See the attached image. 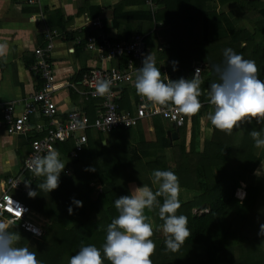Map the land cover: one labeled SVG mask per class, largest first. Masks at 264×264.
I'll return each mask as SVG.
<instances>
[{
  "label": "crops",
  "instance_id": "obj_1",
  "mask_svg": "<svg viewBox=\"0 0 264 264\" xmlns=\"http://www.w3.org/2000/svg\"><path fill=\"white\" fill-rule=\"evenodd\" d=\"M148 2L149 0H0V43L8 45L6 55L0 57V197L11 194L20 198L25 204L31 205L27 199L28 192L33 191L41 179L26 169V159L32 153L33 143L36 140H42L45 132L38 131L35 125L39 123L46 128L50 120L41 117L43 114L37 117L31 116V127L28 131L17 135L9 134L3 108L13 104L18 116L26 110L27 105L30 104L28 102L41 92L44 81L41 76L33 72L34 66L38 64L35 51L41 48L46 49L50 39H52L53 48L47 53L48 60L53 67L56 81L60 85L79 82L82 74L91 69L115 68L122 71L131 64L138 67L139 62L134 57L116 53L114 57L108 59L101 55L100 49L104 47L105 42L117 44L123 41H135L139 37L144 41L146 55H153L156 67L162 73V79L176 81L180 78L191 79L190 74L194 73V68L188 72L182 61L186 58L191 59L195 55H183L181 51L175 53L176 50L186 49V45H181L176 40L182 35L177 37L174 32H182L187 27H195L194 25L198 26L197 32L202 31L199 27L201 7L204 10L207 7L206 11H211L215 7L217 14L225 15L224 21L227 20L225 23L252 31L256 22L264 21V0H246L245 4L251 11L247 8L239 9L234 0H215L214 2L212 0H154L153 7ZM175 9H179L177 14L173 13ZM183 9L186 13H183ZM192 13L194 15L191 18L194 24L184 27L181 23L182 26H177L178 21H186V16ZM94 22L101 24L94 26ZM167 25H171L174 32L168 36L170 39L166 42L167 35L166 32L163 34L162 30ZM261 32H264L263 28L260 33L258 32V37L260 36L263 40L264 33ZM225 36L226 33L219 38ZM216 39L218 35L215 33L213 43H216ZM207 47L210 50L217 48V45L209 41L199 52L201 53L203 48ZM84 53L87 57L84 56V63H81L80 58ZM200 57L201 61L196 62L195 67H202L200 75L202 88L207 80L202 78V75L207 67L209 70L212 66L210 60L204 56ZM73 58H77V63L70 61ZM173 61H178L177 70L181 74L173 71ZM191 61L193 62V59ZM182 72L185 75H182ZM213 82H218V79H214ZM208 89L209 87L199 97L203 105L200 112L191 117L187 116L183 127H177L169 120L155 116L142 119L135 128L116 130L112 134L126 131L129 135L132 130L145 128L147 134L139 138V142L128 144L126 154L133 153L130 148L135 147L142 162H146L145 165L150 167L153 161L162 159L161 161L165 160L163 162L168 170L176 172L179 180H196L200 175H204L203 172H209L208 168L212 165L216 151L214 142L222 141L216 136L215 131L219 130L209 128L205 122L206 116L201 114L203 111L209 112V109L205 108L209 103L206 95ZM56 101L60 108L59 119L62 121L60 123L65 126L69 121V112L73 108H81L93 119L96 116L97 105L100 103L86 102L80 94L69 88H62L56 94ZM140 102L141 97L137 94L135 87L131 84L125 85L123 98L120 101L121 110H130L133 113L135 106ZM210 108L214 110L211 104ZM195 116L200 119L194 122ZM164 121L171 123L172 128H167ZM175 132H177L176 137L173 135ZM219 135L227 136L228 134L225 135L220 131ZM182 138L185 141H182ZM143 139L147 140L143 141ZM102 144L105 147L112 146L111 150L118 145L116 143L109 145L105 140ZM63 146L70 147L67 152L70 158L74 143L70 141ZM57 151L59 154H64L60 147ZM107 153L108 151H103L100 157ZM176 156L180 158L176 159ZM209 174L211 176V173H207ZM27 183L30 185L26 186ZM129 185L136 184L129 183ZM5 221L10 223L11 219H0V223ZM30 223L42 229L44 233L43 226ZM16 224L23 229L20 222L9 224V228ZM256 232L257 235L260 230ZM258 241H264V235H260ZM32 247L36 251L35 247Z\"/></svg>",
  "mask_w": 264,
  "mask_h": 264
},
{
  "label": "trees",
  "instance_id": "obj_2",
  "mask_svg": "<svg viewBox=\"0 0 264 264\" xmlns=\"http://www.w3.org/2000/svg\"><path fill=\"white\" fill-rule=\"evenodd\" d=\"M214 1L212 0V2ZM245 2L246 0H234L239 9L247 8L248 11H251ZM206 9L200 8L199 27L204 33L203 39L206 40L205 44L209 41L213 42V36L216 33L218 35L217 48L222 49L210 57H206L205 50H202L200 56L210 60L211 66L222 65L224 50L231 48L245 59L255 61L259 70L258 77L264 80V39L258 37L261 28L264 31V21L254 22L252 31L245 27L239 28L234 24L225 23L227 21H224L225 15L217 14L215 7L211 11H206ZM253 10L255 11V9ZM225 33L224 38H219ZM172 51H174L173 48ZM206 70L213 78L210 76L206 80L201 88L202 93L209 87V83L218 79L212 67L209 70L207 67ZM176 72L181 74L179 70ZM182 75L185 73L182 72ZM205 108L209 109L210 113L214 111L211 110L209 103ZM209 112L203 111L201 114L206 116V125L215 129L208 118ZM199 119L195 116L194 122ZM262 127L264 129V125ZM192 128L195 134V127ZM249 132L243 130L242 137L247 141L246 150L240 146L242 131L240 128L235 129L231 135H227L225 140L214 142L216 151L212 165L208 168L209 172H203L204 175H200L196 180H179V183H185L182 186L184 190L194 191L195 186L199 187V189L196 188L198 194L192 196L194 199L192 202H182L179 198L181 207L177 215H185L188 218V228L192 232V236L186 240L179 251L175 253L167 251L164 243L165 237H163V241L157 239L162 233L163 225V221L159 218L158 207L153 211L145 210L154 229L152 240L156 244L155 253L151 257L152 264H264V245L261 243L263 241H258L260 232L256 235L257 227L250 219V214L254 212L260 200L262 202L264 199V191L258 189L260 176L254 175L261 163H264V154H262L264 148L260 151L254 146ZM58 146L63 153L67 154L70 150L69 146ZM91 147L90 144L85 152L87 153ZM102 148H107L108 152L112 149L110 146H103V144ZM130 149L133 153L126 154L121 167L126 164L132 168L135 165L132 160L137 163L142 161L136 148ZM242 152L247 156L244 157ZM86 158L88 159V157ZM80 161L81 159L73 160V163ZM91 162L88 161L76 170L71 169L66 182L50 193L39 191L37 188V185L45 179L41 177L36 185L39 192L37 202L35 205H29L33 212L38 209L46 217V226L41 238H35L16 225L9 228V230L20 234L21 246H26L35 252L41 264H68L69 259L80 250L82 244L95 245L102 251V245L106 240L107 226L118 216L115 200L121 196L129 195L127 184H137L133 178L128 176V179L122 180L119 185L114 177L119 172L115 170L107 172V174L100 173V169L96 174L86 171L91 168ZM116 164L118 161L113 158V166ZM207 173H211V176ZM262 173L264 176V172ZM96 175H98L97 182L100 184V189H97L91 181V177ZM239 181L247 185L244 200L237 197ZM230 183L233 185L230 186ZM148 184L155 193L156 189L152 186V182ZM240 185L243 186L242 183ZM80 186L82 188H79ZM242 186L239 187L240 190ZM157 199L162 205L164 198L161 196ZM73 200L81 201L83 206L76 207ZM42 206L44 207L40 210ZM69 207L73 209L71 215L68 212ZM194 209H209V212L198 215V213L192 212ZM245 231L247 232L245 233ZM244 235L248 237H244ZM55 249H59L60 252L54 253ZM104 264H110V262L105 259Z\"/></svg>",
  "mask_w": 264,
  "mask_h": 264
},
{
  "label": "clouds",
  "instance_id": "obj_3",
  "mask_svg": "<svg viewBox=\"0 0 264 264\" xmlns=\"http://www.w3.org/2000/svg\"><path fill=\"white\" fill-rule=\"evenodd\" d=\"M7 47L6 43H0V57L6 55ZM223 55L224 63L212 66L218 82L211 83L206 94L214 108L208 117L211 124L215 129L228 135L244 123L251 124L255 121L264 125V80L258 77L259 70L255 61L245 59L231 48L225 49ZM142 65L137 69L134 87L137 94L148 104L161 106L166 110V114L179 113L191 117L200 112L203 105L199 99L202 95L199 68L195 70L192 79L165 81L162 79L160 69L156 67L152 54L143 58ZM177 66L178 61H173V71L177 70ZM112 85L111 79L98 80L94 95L103 97L110 94ZM249 135L257 149L264 148V129L260 131L253 129ZM60 144L64 145L63 143L58 145ZM90 144L91 141L87 148ZM59 155L58 151L52 150L44 155L37 153L31 158L28 166L33 174L45 178L37 185L39 191L50 193L58 189L60 175L66 167ZM79 157L70 158L77 160ZM86 171L94 172L95 169L89 168ZM262 172L264 163H261L254 175L259 177ZM152 183L158 185L155 193L149 186L144 185L135 187L129 195L115 200L118 216L107 226L102 251L95 245L82 244L80 250L69 259L68 264H104L105 259L110 264H152L151 257L155 253L156 244L152 240L154 229L145 210L153 211L157 207L159 218L163 221L165 248L173 253L179 251L192 236L188 228V218L185 215H177L181 207L179 178L171 170L157 169L152 174ZM28 185L30 183L26 184ZM243 192L246 194L245 189ZM243 192L237 191L238 198L244 197ZM38 194L37 191L28 192L30 198H35ZM161 196L164 198L162 205L157 199ZM73 203L76 207L83 206L78 200H73ZM68 212L71 215L73 209L69 207ZM22 215L23 213L21 217ZM17 222L19 221H11L10 224ZM29 230L35 235L40 234L36 228ZM259 234L264 235V224L260 225ZM20 241L21 236L18 232L11 231L9 225L0 223V264H41L36 253L26 246H21Z\"/></svg>",
  "mask_w": 264,
  "mask_h": 264
},
{
  "label": "built area",
  "instance_id": "obj_4",
  "mask_svg": "<svg viewBox=\"0 0 264 264\" xmlns=\"http://www.w3.org/2000/svg\"><path fill=\"white\" fill-rule=\"evenodd\" d=\"M154 0H149L150 6H154ZM101 23L94 22V26ZM50 43L46 49H37L35 54L38 58V64L34 66L33 72L42 77L44 81L43 89L39 94L33 97L28 102L26 110L20 115H16L13 104L4 107V118L9 134H22L28 131L31 127V116H38L43 114L44 119L50 120L46 128L42 124H36L38 131H45L42 140H36L32 145V153L26 159V169L30 172L29 163L31 158L39 153L46 154L49 151L56 150L59 143H67L72 141L74 143V150L71 158H78L89 145L90 139L88 133L95 130L101 134H110L116 130H129L139 125L144 118L161 116L164 119L183 127L187 121V116L179 113H167L166 110L158 105L148 104L143 97L141 102L135 107L132 113L130 110L122 111L120 108V101L123 98V87L125 85H133L137 69L141 68L142 60L146 56L145 44L142 38H137L135 41H123L117 44L105 42L104 47L100 49L102 56L108 59L115 56L116 53L134 57L139 62L138 67L133 64L129 65L127 69L122 71L115 68L111 69H91L82 74V79L79 82H73L65 85H60L56 81L53 67L49 62L47 53L53 48V43ZM93 42V41H92ZM52 43V44H51ZM93 48V46H91ZM199 68L202 74V67H194L195 70ZM111 79L113 85L111 92L103 97L94 95L95 85L98 80ZM62 88H69L80 94L86 102H100L97 105V112L95 118H91L81 108L75 107L69 113L67 125H63L59 117V104L56 101V94ZM40 116V115H39ZM33 173V172H32ZM23 213L22 217L21 214ZM31 214V208L25 204L20 198L11 194H4L0 197V219L9 218L11 221H19L26 231L35 235L30 228L39 230L37 237L43 236V231L39 227L31 224L26 217ZM21 217V219H20Z\"/></svg>",
  "mask_w": 264,
  "mask_h": 264
},
{
  "label": "rangeland",
  "instance_id": "obj_5",
  "mask_svg": "<svg viewBox=\"0 0 264 264\" xmlns=\"http://www.w3.org/2000/svg\"><path fill=\"white\" fill-rule=\"evenodd\" d=\"M178 10L179 9L173 10V13L177 14ZM183 13H186V10L183 9ZM193 15L194 14L192 13V14L186 16V21H178L177 26H182L181 23L184 24V27H186L190 24H194L192 21V18H191ZM173 23L175 24L176 22H173ZM194 26L195 27H187L182 32L181 31L174 32V29L172 28L171 25H167L166 28L165 29L163 28V30H162L163 34H164V32H166V35H167L166 39H165L166 42H167V40L170 39L168 36L169 35L171 36L173 34V32H174V34L177 35V37H178V35H182V37L180 36L176 40L179 41V43L181 45L185 44L186 49L176 50L175 53L181 51L183 53V55H195V57H191V59H193V62L191 61L190 58H186L182 61L184 68H186L189 71L190 70L192 71V69L195 67L196 62L201 61V57L199 55H201L202 53H200L199 51L201 50V48L203 46H205V41H206L203 39L204 33L201 30L197 32L198 26H196V25H194ZM167 30H169L170 32H168ZM211 43L216 44L213 42H211ZM203 49L205 50L206 57H210L212 55H216L217 52L222 48H219V47L218 48H211L209 50V47H207V48H203ZM84 56L87 57L86 53H84L81 56V58H80L81 63H84V58H83ZM70 61L73 63H77V58H73ZM210 76L211 75H210L209 71L205 70L203 75H202V78L208 79ZM211 78H213V77L211 76ZM164 125L167 128H169V127L172 128V124L167 122V121H164ZM253 129L260 131L261 129H263V127H262V125L257 124L255 121H253L251 124L244 123L241 125V127H240V130L242 131L241 138H240L241 148L246 150V144H247L246 139L244 137H242L243 136V130L249 132V130L252 131ZM196 131H198V129H196ZM215 132H216L217 138H219L221 140L226 139L227 136L219 135L220 131H215ZM146 134H147V131L145 128H139L136 130H132L129 135H127L126 131H120V132H117V133L111 134V135L110 134L100 135V133L95 131V130L89 132L88 136H89V139L91 141L92 147L87 153L84 152L83 154L80 155V157H79V159H81L80 162L73 163V159L69 158L67 156V154H65V153L59 155L60 160L66 165L64 171L60 175L59 185L66 182L65 180L70 176L68 173L71 172V169L76 170L77 168H81L88 161H92L91 162V168L94 167V169H95V171L92 172L93 174H96L99 169H100V173H104V174L105 173L107 174V172L115 170V171H118L119 174L115 173L117 176H114L113 174L112 175L115 177L116 183H119V185H121L122 180L128 179V176H129L137 182V184L135 185L136 187H142L144 185L148 186L149 185L148 183L152 182V174H153L154 170H157V169L168 170L167 166H165V162H163L165 160L161 161L162 159L161 160L159 159L158 161H155V162L153 161L150 167L155 168V169H151L149 166L145 165L146 162L141 161V162L137 163L134 160H132V163L135 165L132 168H130L129 165H126V164L124 165V167H121V165L124 164L122 162H123L124 157H126V153L128 151V144H130V143L134 144L136 142H139V140H140L139 138L145 136ZM150 135H153V134H150ZM104 140L107 141L109 143V145L114 144V143H116L118 145L115 149L110 150L107 153V155L100 157V153L107 150L106 148H102V142ZM146 140L147 139H143V141H146ZM182 141H185V139L182 138ZM250 150H251V148H250ZM250 150H248V151H250ZM261 150H263V148H260V151ZM262 154H264V151ZM242 155L244 157L247 156L246 154H243V152H242ZM86 157H88L87 162H86ZM112 157L115 158L116 161H118V164L113 166V158ZM175 158L179 159L180 157L176 156ZM128 168L131 170L129 171ZM175 174H176V172H175ZM259 179H260V183H258V189L264 191L263 173L260 175ZM97 180H98V175L91 177V181L93 182V184L96 186L97 189H100V184L97 182ZM180 181H182V180H180ZM241 183L243 184V186L240 185ZM184 184L185 183H179V185H180L179 198L181 199L182 202H189L190 203L194 200L192 196L198 194V191L196 189L198 187L196 186L194 191L184 190V189H182V186ZM231 185H233V184L230 183V186ZM135 186H133V185L128 186V184H127L129 194L135 188ZM152 186L154 187V189H156V191L158 190V185L152 183ZM241 186H242V190H244V189L246 190L247 185L245 183H243L242 181H239L237 183V187H238L237 190H240L239 187H241ZM79 188H82V187L80 186ZM33 191L38 192V189L35 187L33 189ZM37 197H39V194L35 198H30L27 195V199L31 203V205L36 204ZM245 197H246V194L244 195V197L242 199L244 200ZM43 207L44 206H42V208L40 207V210H42ZM192 212L194 214L198 213V215H201L202 213H208L209 209H205V210L194 209V210H192ZM26 219L28 221L36 224V225L43 226V227L46 226V217H45V215L41 214L38 211V209H37V211L33 212V214L31 212V214H29L26 217ZM250 219H251V222H253L254 225L257 227V231L260 230V224H264V199H262V202L260 200V203L254 209V212H252L250 214ZM8 223H9L8 221H5L6 225L10 224V223L9 224ZM17 225L18 224H16V226ZM246 232L247 231H245V233ZM163 237H165V235L162 232L160 237H157V239L160 241H163ZM244 237H248V236L244 235ZM261 243H263V245H264V241ZM58 252H60L59 249L54 250V253H58Z\"/></svg>",
  "mask_w": 264,
  "mask_h": 264
},
{
  "label": "water",
  "instance_id": "obj_6",
  "mask_svg": "<svg viewBox=\"0 0 264 264\" xmlns=\"http://www.w3.org/2000/svg\"><path fill=\"white\" fill-rule=\"evenodd\" d=\"M190 77H191V79L194 77V73H193V72H191ZM174 126H175V125H174ZM173 135H174V137H176L177 132L173 133Z\"/></svg>",
  "mask_w": 264,
  "mask_h": 264
},
{
  "label": "bare ground",
  "instance_id": "obj_7",
  "mask_svg": "<svg viewBox=\"0 0 264 264\" xmlns=\"http://www.w3.org/2000/svg\"><path fill=\"white\" fill-rule=\"evenodd\" d=\"M242 190V189H241Z\"/></svg>",
  "mask_w": 264,
  "mask_h": 264
}]
</instances>
